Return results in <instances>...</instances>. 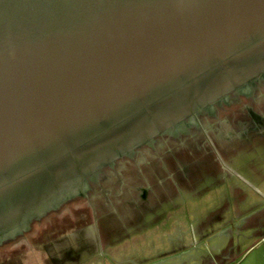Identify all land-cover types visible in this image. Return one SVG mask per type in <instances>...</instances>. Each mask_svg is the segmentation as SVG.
Instances as JSON below:
<instances>
[{
    "label": "water",
    "instance_id": "obj_1",
    "mask_svg": "<svg viewBox=\"0 0 264 264\" xmlns=\"http://www.w3.org/2000/svg\"><path fill=\"white\" fill-rule=\"evenodd\" d=\"M263 73L264 0H0V244L16 238L0 247V264L28 263L65 231L101 227L139 181L201 138L190 147L175 145L188 136L167 139L168 154L120 155L184 132L188 118L198 125L199 108ZM251 110L260 115V104ZM228 120V130L243 127ZM115 160L94 196L23 233ZM129 161L137 175L120 187Z\"/></svg>",
    "mask_w": 264,
    "mask_h": 264
},
{
    "label": "crops",
    "instance_id": "obj_2",
    "mask_svg": "<svg viewBox=\"0 0 264 264\" xmlns=\"http://www.w3.org/2000/svg\"><path fill=\"white\" fill-rule=\"evenodd\" d=\"M251 127L210 136L215 146L213 152L204 150L200 139L185 152L167 158L146 181H139L136 193L101 227L65 231L28 263L20 264H106L99 256L104 244L113 252L116 248H139L145 242L150 213H158L159 217V228L153 232L163 234L166 228L161 226L168 219L167 205L176 208L183 189L197 191L200 183L210 178L214 187L215 182L222 183L232 196L220 198L214 190V197L224 202V207L206 217L197 215L199 225L195 234L204 253L195 256L191 264H264V123ZM179 157L188 166L187 173L180 167ZM226 167L233 169L240 179L227 172ZM141 190L147 191L146 195H140ZM130 233L134 235L131 238ZM105 234L108 238L103 240ZM121 238H126V242H120ZM127 238L132 241L128 243ZM185 248L181 236L179 248H172V252L183 256ZM149 261L133 260L134 264Z\"/></svg>",
    "mask_w": 264,
    "mask_h": 264
},
{
    "label": "flooded vegetation",
    "instance_id": "obj_3",
    "mask_svg": "<svg viewBox=\"0 0 264 264\" xmlns=\"http://www.w3.org/2000/svg\"><path fill=\"white\" fill-rule=\"evenodd\" d=\"M260 89L263 91L259 92ZM260 104V113L257 114L254 113L251 108L255 106V104ZM224 113V114H222ZM221 114V116H220ZM229 117H236L234 119H239L236 121V126L243 125V128L245 129H252L251 126H246V124L242 121V117H250V118H256V117H264V73L262 75H257L253 80L249 81L247 84L234 88L230 90L228 93H226L223 97H220L210 104H207L201 108H199L196 112V120L198 122V125L190 124L189 118L183 121L182 123L186 125V130L184 132H176L174 135L172 134H161L159 136H156L151 144H144L139 147L134 148L130 153L120 155L116 160L125 158L127 160H132L134 156H141L143 155V150H147L150 153H159V152H167L166 154L172 152L175 148L171 146L166 145L167 139H172L174 141L184 138L183 140H179L178 145H183L184 143H195V140L197 138H201L203 141V148L204 150L215 151V146L213 145V142L211 140V133H213L214 130L218 132L217 130L225 131L226 129H232L231 125L229 124ZM224 119L226 121V126H220V123L218 120ZM228 120V122H227ZM219 123V124H218ZM250 125V124H248ZM158 144V146L156 145ZM178 147V146H177ZM190 147V146H189ZM189 149V148H188ZM116 160L111 163L110 165H106L104 167H101L100 169L88 172L84 175L82 180H80L79 188L81 189L78 195H74L73 197H70L68 200H61V203L44 212L40 217L32 218L29 223V227L23 231V233H26L31 230L32 225L40 222L41 219H43L45 216H48L49 214H53L57 211H60L62 207L68 206V203H72L73 201H76L78 198L89 199L90 196H94L95 194H91L92 189H96V187H100V183L110 182L109 177L107 176L109 172H104V169H107V171H111L114 169V166L117 165ZM178 162H180V167L188 172V166L183 165L182 159L179 157L177 159ZM189 162V161H188ZM131 163V164H130ZM128 165V170L125 174L127 176H131L132 174H135L132 171V167L137 166V163L135 161L133 162H126L124 163ZM137 175V174H135ZM124 181V182H123ZM126 179H121L120 187H125ZM78 187V186H77ZM118 189V188H117ZM121 190V188L119 189ZM139 192V191H138ZM147 192V191H146ZM145 191H140V195L144 194L146 195ZM60 200V199H59ZM83 200V201H84ZM36 218V219H35ZM34 219V220H33ZM23 234H20L21 237ZM16 238L8 239L7 241H16ZM7 241L2 242L0 244V247L7 243ZM10 242V243H11Z\"/></svg>",
    "mask_w": 264,
    "mask_h": 264
},
{
    "label": "rangeland",
    "instance_id": "obj_4",
    "mask_svg": "<svg viewBox=\"0 0 264 264\" xmlns=\"http://www.w3.org/2000/svg\"><path fill=\"white\" fill-rule=\"evenodd\" d=\"M226 170L235 178L240 179L230 167H226ZM212 180L213 179L210 178L200 183L197 191L183 189L180 197L177 198L176 208L172 207L171 204V206L167 205L165 211L168 213V219L164 220L161 226L166 228L163 234L160 235L159 233L155 234L153 232L154 229L157 230L159 228V217L158 213H150L147 219L148 225H146L147 234L144 235L145 242L142 243L139 248H134L133 250H121L116 248V251L113 252L108 245L104 244L103 252H99V256L105 259L106 264H134L133 260L135 261L139 258L149 259V264H180L182 262L191 264L195 256L204 253L202 242L198 240L195 234L199 225L197 215L206 217L210 213L221 210L224 207L225 203L215 198L217 194V197L220 198L226 195H229V197L232 196V192L229 191L228 188L223 187L222 183L220 184L214 181V187ZM214 190L216 191L215 197ZM133 236L134 235L130 233V238ZM181 236L186 245L183 256L180 254L175 255V252H172V248H179ZM104 238L107 239L108 235L105 234L103 240ZM127 241L130 243L132 240L127 238ZM120 242H126V238H121ZM196 242L198 244L197 249H195ZM179 257L182 258L180 259Z\"/></svg>",
    "mask_w": 264,
    "mask_h": 264
},
{
    "label": "trees",
    "instance_id": "obj_5",
    "mask_svg": "<svg viewBox=\"0 0 264 264\" xmlns=\"http://www.w3.org/2000/svg\"><path fill=\"white\" fill-rule=\"evenodd\" d=\"M232 118H236V117H232ZM190 143H191V142H190ZM190 143H185V145H186L187 147H189L188 145H189ZM175 145L178 146V144H175ZM137 166H138V165H137ZM109 171H110V170H109ZM109 171H108V172H109ZM125 173H126V172H124V174H120V173H119L117 176H118L119 178H122V177H123L122 179H124V178H126V176H127Z\"/></svg>",
    "mask_w": 264,
    "mask_h": 264
}]
</instances>
